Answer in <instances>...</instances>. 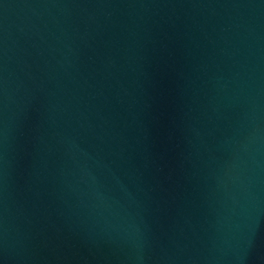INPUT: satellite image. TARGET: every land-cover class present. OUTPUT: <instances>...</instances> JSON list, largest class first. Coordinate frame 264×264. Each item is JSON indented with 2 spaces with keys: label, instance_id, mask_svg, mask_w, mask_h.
Returning <instances> with one entry per match:
<instances>
[{
  "label": "water",
  "instance_id": "95a60500",
  "mask_svg": "<svg viewBox=\"0 0 264 264\" xmlns=\"http://www.w3.org/2000/svg\"><path fill=\"white\" fill-rule=\"evenodd\" d=\"M0 264H264V0H0Z\"/></svg>",
  "mask_w": 264,
  "mask_h": 264
}]
</instances>
